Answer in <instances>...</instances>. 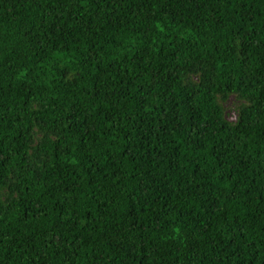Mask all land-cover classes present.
Instances as JSON below:
<instances>
[{"label": "trees", "instance_id": "trees-1", "mask_svg": "<svg viewBox=\"0 0 264 264\" xmlns=\"http://www.w3.org/2000/svg\"><path fill=\"white\" fill-rule=\"evenodd\" d=\"M0 264H264V0H0Z\"/></svg>", "mask_w": 264, "mask_h": 264}, {"label": "rangeland", "instance_id": "rangeland-1", "mask_svg": "<svg viewBox=\"0 0 264 264\" xmlns=\"http://www.w3.org/2000/svg\"><path fill=\"white\" fill-rule=\"evenodd\" d=\"M236 104L237 101L235 100V98H232L228 101V103L226 104V113H227V117L229 118V120L235 121L236 120Z\"/></svg>", "mask_w": 264, "mask_h": 264}]
</instances>
